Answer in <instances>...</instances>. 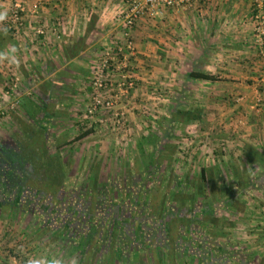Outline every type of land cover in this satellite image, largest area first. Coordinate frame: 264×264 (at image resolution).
<instances>
[{
    "label": "crops",
    "instance_id": "0c3cea01",
    "mask_svg": "<svg viewBox=\"0 0 264 264\" xmlns=\"http://www.w3.org/2000/svg\"><path fill=\"white\" fill-rule=\"evenodd\" d=\"M127 1L0 0V9L6 8L8 13L15 3L22 4L26 18L25 27L17 34L8 32L4 36L0 33V49L7 45L22 48L19 67L0 65L1 98L14 76L21 78L16 90L1 100L8 112L0 120V136L19 140L27 154L43 155L44 158H35L36 163L49 165L52 161L53 166L59 168L65 164L73 170L74 165L86 160L95 170L100 169V158L106 153L102 151L111 153L115 149L126 159V151L130 149L131 154L137 153L134 166L139 171L143 165L141 140L155 134H147V131L156 129L155 124H159L161 118H177L179 121L180 118H201L204 122L206 118L215 121L221 118L224 125L232 126L235 118H243L254 110L258 89L263 85L260 82L264 80V59L257 47L252 24L257 5L254 0H205L179 9L164 8L161 15L145 16L134 27L132 35L137 53L127 71L135 80V86L118 105L126 112L127 128L118 132L108 128L106 119L112 117L111 110L90 114L88 102L93 91L92 78L102 55L107 50L118 49L123 43L122 12L128 6ZM38 3L40 6L37 8ZM37 28H44L46 34H38ZM170 43L173 45L172 59L179 62L187 59L182 51L188 44L190 52L192 48L196 49L194 56H190L193 64L215 74L217 79L186 77L178 70L176 61L172 60L175 67L167 63L168 58L163 51ZM169 64L170 68L165 69ZM122 73L117 72L112 77L114 88L122 79ZM171 76L173 83L168 81ZM110 95L112 87L105 91L106 97ZM184 98L188 103L184 104L187 105L185 108L180 104ZM12 100L19 101V107L14 110L9 107ZM36 107L43 108L40 118H36ZM187 108L189 116L183 112ZM256 115L257 112L250 115V118H255L251 127L257 128L254 131L259 133L253 134L251 141L254 143H251L255 146V141L260 140L258 144L262 148L264 120L256 118ZM70 129L74 130L72 136ZM86 130H90L88 135L74 141ZM155 136L161 137L158 133ZM120 139L124 141L121 147ZM145 149L150 151L147 146ZM71 152L76 154L73 160L68 159ZM161 152L158 151L157 155ZM130 161L133 165L134 159ZM164 161L157 165H163ZM120 164V169L131 171L128 160ZM129 174L137 177L134 172ZM233 236L238 239L237 230L232 231ZM258 248L252 250L264 256L263 247ZM10 249L22 264L23 257L16 253L18 247ZM10 249L0 245V264H10ZM85 264L108 262L95 259ZM114 264L221 263L216 260H188L179 250L174 252L171 260L164 249H159L153 250L149 256L147 251L140 256L126 255Z\"/></svg>",
    "mask_w": 264,
    "mask_h": 264
},
{
    "label": "trees",
    "instance_id": "16d2710c",
    "mask_svg": "<svg viewBox=\"0 0 264 264\" xmlns=\"http://www.w3.org/2000/svg\"><path fill=\"white\" fill-rule=\"evenodd\" d=\"M187 74L190 78L217 79L215 74L199 68L190 70ZM183 112L190 115L187 109ZM191 119L196 118H183L185 122ZM89 132L90 130H86L79 134L74 141L83 139ZM155 134L145 137L149 138V142L141 141L143 165L139 171H134L137 177L121 169L117 175L129 176L127 180L122 178L121 182H116L111 177L112 181L104 183L97 182L96 178L91 179L90 185L84 190V193H91L93 199V209L90 212L85 215L77 214L72 211L70 201L65 202L61 208L63 214L58 217L56 213L54 219L45 217L48 219L38 221L37 230L51 229L55 237L73 241L81 251V264L95 256L96 260H107L108 264H114L126 255L140 256L149 249H164L171 260L174 252L179 250L188 260L199 262L216 260L221 264H255L259 261V264H264V256H260L257 251L238 248L237 245L232 247V230H229L231 226L228 224L234 222L232 216L239 211L240 199H252L254 191L264 189V146L261 148L245 144V154L241 156L242 166L239 168L229 164L226 167L232 173V183L224 174L225 167L214 164L210 168L202 167L200 181L195 182L199 184L193 190L188 189V177L179 178L176 174L173 175L170 189L166 190L153 177L156 174L155 167L165 159L166 170L171 169L177 145L169 140V132L165 137ZM218 135L220 136H215L214 140L218 141L226 134ZM162 140V152L158 150L161 152L159 155L156 154L157 150L156 153L146 152V145L154 146L156 141L161 143ZM19 148L21 151L25 150L21 142ZM222 151L224 150L214 154H224ZM143 155H147L150 162H145ZM38 157L44 158L43 155ZM253 164L259 165L258 171L253 170ZM144 172L149 176L146 181L141 179ZM188 190L191 201L182 205L187 201L185 194ZM196 197H201L203 201L195 204ZM171 201L175 206L168 205ZM232 207L236 210L233 211Z\"/></svg>",
    "mask_w": 264,
    "mask_h": 264
},
{
    "label": "rangeland",
    "instance_id": "374dc122",
    "mask_svg": "<svg viewBox=\"0 0 264 264\" xmlns=\"http://www.w3.org/2000/svg\"><path fill=\"white\" fill-rule=\"evenodd\" d=\"M172 46L173 45L171 43L168 44V47L163 52L164 56L168 58H166L168 60L167 63L173 64V66L175 67V64L172 62V60H174L172 59L171 53L173 48ZM187 46L189 47L190 45L187 44ZM188 47H185V49L182 51L183 56H187V59H182L183 61L181 62H179L178 60L176 61V59L174 60L176 61L175 63L178 64V70H181V73L184 72L186 77H188L187 73L190 70L199 68L198 65H195V63L193 64V61L190 57L194 56L193 54L196 49L192 48L193 51L190 52L191 48ZM170 64L169 66H166L165 69L170 68ZM127 70L129 69L127 68L126 71ZM171 78L172 76L168 79V81L170 80V83H173V80ZM261 81H263L260 82V84H263L262 89H258L257 92V97L261 99V105L257 107V103L255 102V108L252 113L248 114L247 116L242 114L243 118H235L233 120L234 123L232 126L227 125V127L226 125H224L225 123L221 122V118L217 119L216 121L213 120V118H206L205 122L201 118L192 119L189 122H185L183 118H180V121L176 120L175 118H161L162 120L158 121L159 124H155L156 129L147 131V134L155 132L158 133L161 137H165V134L169 132V140L177 145V151L175 155L177 159L175 158V161L172 163V168L166 170V161L163 162V165L160 164L155 167L156 174L153 177L156 179L159 186L162 185L166 188V190H169L173 175L176 174L179 178L188 177L189 179L187 180V183L188 185H190L188 189L193 190L196 184L200 181V172L202 167L210 168L214 164H222V166L225 167L226 173L224 174L227 176L228 181L230 183L233 182L231 178L232 173L231 171H229V168L227 169L226 167H228L229 164L238 166L239 168L242 166L243 159H241V156L245 154V144H253L254 141H251V138L254 137L253 134L255 132L259 133L257 131H254L257 128L254 129L251 127V124L253 120L255 121V118H250V115L257 112L258 115H256V118L260 117L263 118L262 120H264V80ZM185 94L186 96H189L187 93ZM90 95H92V91ZM239 96L242 97L241 94ZM185 103L188 104L186 102V98H184V101L180 104L184 105ZM186 106L187 105H184V108ZM190 107L193 108L194 105ZM258 109L259 112L257 111ZM42 111L43 108H35L36 118H40L39 116H41ZM98 112L92 115H95ZM165 112L167 113V110ZM123 118V122L117 125L114 122V115L112 113V117L106 119L108 120L107 122L105 120L104 121L106 123H109L108 128L111 131L113 130L115 132H118L124 130V128H127L128 123L126 122V112ZM100 122L102 123V121ZM262 125H264V123ZM151 129H153V127H151ZM223 132H228L223 139H219L218 141L214 140L217 136H220L218 134H221ZM73 133L74 130L70 129L69 134L72 136ZM2 136L3 135H1L0 138H3ZM170 136L172 137L170 138ZM141 141L149 142V138H143ZM123 143L124 141L120 139L119 146H123ZM162 143L163 140L161 141V143L160 141H156L154 146H146L151 152L154 151L156 153V150H160V146ZM258 143H260V140L255 141V146L260 147ZM119 150H121V148ZM221 150H224L222 151L224 154H214V152H220ZM102 152L106 153H104V155H102L100 158L101 163L98 164L101 165L100 169L94 170L91 164L86 163V160H83L81 164L74 165L73 170H71L70 168L68 169L69 165L66 166L65 164L59 165V168L58 166H53L51 161L49 165L46 163L43 165L40 164L38 175H40L42 178H45V181H48L51 178L54 179L52 182H54L55 184L57 183V185H60V182H65L64 180H68L65 182V184L68 182L67 184L73 185V188H81L83 184H86V187H88L90 185L91 179L93 178H96L97 182L104 183L112 181L110 179L111 177L114 178L113 180H115L116 182H121L122 178L127 180L129 176L121 177L120 175H117L119 173L118 171L121 170L120 163L124 160H128V167H130L129 170H131L129 171V173L138 170L134 166V163L136 162L135 156L137 153L131 154L130 149L126 151V159L125 155H122L120 152H116L115 149H112L111 153L106 150ZM73 156H76V154H73V152H71V155H69L68 159L73 160ZM143 156L145 162H150L147 155ZM36 158H38V156ZM133 159L134 161L132 165L130 160ZM62 166H64V169L62 168ZM251 167L254 171L259 170V165L253 164ZM166 176L168 178H166ZM148 178L149 176L147 172H144L141 176V179L145 181L148 180ZM196 181L198 182L195 183ZM217 184H219V182ZM105 186H107V184ZM161 188L162 187H160V189ZM217 189H219V187H217ZM189 192L190 190H188L187 194H185L187 196V201H184L182 205H185V203L191 201V198H189ZM254 197L256 199L253 200ZM254 197L252 199L240 197L242 199H240L239 207L236 206L238 207L237 210H239V212L236 213V216H232V221L234 222L228 223L231 226L229 230H237V235L239 236H237L238 239H236V237L234 236L232 237V247H234L237 243L236 245L238 246V248H243L244 245V248L252 247L251 249H259L258 247L261 246L264 249V189L254 191ZM202 201L203 200L201 197H196L194 200L195 204H200ZM247 202H249V204ZM168 205H172L173 207L175 206V203H172L171 201L168 203ZM232 210L234 211L236 210V208L232 207ZM38 221L40 220L35 221L33 217H30L29 214L24 216L18 212H14L11 215H0V245L5 249L22 247L23 249H27L24 251L28 254L29 252H31V254L38 253L47 248L49 251L54 253H61L69 257L76 256L80 262L81 251L77 249L76 244L73 241H70L69 239L67 240L66 238L55 237L51 229L45 230L43 228L41 230H37L38 227L36 226V223H39ZM151 252H153V250L149 249L147 252L148 256ZM12 257H15L16 259L19 258L14 255H12L11 258ZM95 259L96 256L93 257L92 260Z\"/></svg>",
    "mask_w": 264,
    "mask_h": 264
},
{
    "label": "built area",
    "instance_id": "2783aa9c",
    "mask_svg": "<svg viewBox=\"0 0 264 264\" xmlns=\"http://www.w3.org/2000/svg\"><path fill=\"white\" fill-rule=\"evenodd\" d=\"M198 1L205 0H128V6L123 15L122 37L123 43L115 50H107L101 57L92 78V95L88 103V112L94 114L100 110H111L114 115L115 124H121L124 120L125 112L118 105L129 94L130 89L135 86V80L129 77L126 69L130 61L136 56L137 49L133 40L132 31L137 23L145 16H158L163 13L164 8H184ZM258 11L252 16L253 33L257 47L264 58V0H254ZM40 3L36 4L38 8ZM25 7L20 3H15L8 13V19L4 23L9 32L17 34L25 27ZM38 34H46L44 28H37ZM56 32V29H55ZM58 33V32H56ZM121 78L114 88L112 77L117 72H122ZM21 80L19 75H15L13 81L7 84L3 91L2 98L9 97L18 87ZM112 87V95L106 97L105 91ZM0 96V120L8 112L7 106L1 102ZM261 105V99L257 100V107ZM10 109L14 110L19 107L18 100L10 102ZM255 107V106H254Z\"/></svg>",
    "mask_w": 264,
    "mask_h": 264
},
{
    "label": "flooded vegetation",
    "instance_id": "af4514ba",
    "mask_svg": "<svg viewBox=\"0 0 264 264\" xmlns=\"http://www.w3.org/2000/svg\"><path fill=\"white\" fill-rule=\"evenodd\" d=\"M19 143L15 138H0V215L18 212L29 214L35 221L54 219L56 213L58 217L63 214L61 208L68 201L77 214L85 215L93 209L91 193H84L87 189L84 184L83 188H73L65 184L68 180L60 185L52 182V178L45 181L38 175L40 164L36 163L35 155L21 151Z\"/></svg>",
    "mask_w": 264,
    "mask_h": 264
},
{
    "label": "clouds",
    "instance_id": "9594fccd",
    "mask_svg": "<svg viewBox=\"0 0 264 264\" xmlns=\"http://www.w3.org/2000/svg\"><path fill=\"white\" fill-rule=\"evenodd\" d=\"M8 19V10L0 9V25H3ZM9 29L0 27V33L7 36ZM22 48L17 45H7L4 49H0V65L20 66V55ZM18 256L23 257L22 264H79V259L76 256H65L61 253H54L47 248L44 250L28 254L24 249H17ZM10 264H21L15 257L10 258Z\"/></svg>",
    "mask_w": 264,
    "mask_h": 264
}]
</instances>
